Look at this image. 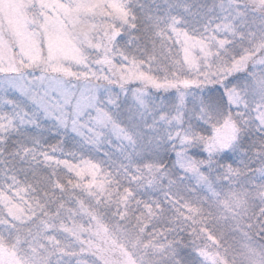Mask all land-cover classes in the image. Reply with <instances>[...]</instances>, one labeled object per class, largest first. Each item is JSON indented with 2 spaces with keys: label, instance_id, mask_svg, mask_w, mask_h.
<instances>
[{
  "label": "snow or ice",
  "instance_id": "snow-or-ice-1",
  "mask_svg": "<svg viewBox=\"0 0 264 264\" xmlns=\"http://www.w3.org/2000/svg\"><path fill=\"white\" fill-rule=\"evenodd\" d=\"M0 264H264V0H0Z\"/></svg>",
  "mask_w": 264,
  "mask_h": 264
}]
</instances>
